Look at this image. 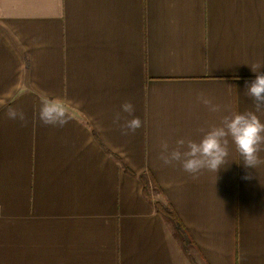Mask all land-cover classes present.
<instances>
[{
	"label": "crops",
	"instance_id": "obj_1",
	"mask_svg": "<svg viewBox=\"0 0 264 264\" xmlns=\"http://www.w3.org/2000/svg\"><path fill=\"white\" fill-rule=\"evenodd\" d=\"M252 68L264 0H0V264H264V164L245 168L231 139L218 173L158 158L255 111ZM49 99L65 127L40 123ZM125 101L143 124L128 135L112 122Z\"/></svg>",
	"mask_w": 264,
	"mask_h": 264
},
{
	"label": "clouds",
	"instance_id": "obj_2",
	"mask_svg": "<svg viewBox=\"0 0 264 264\" xmlns=\"http://www.w3.org/2000/svg\"><path fill=\"white\" fill-rule=\"evenodd\" d=\"M252 70L257 74L254 80L246 83V94L254 101L255 111L226 115L222 118L220 126L200 128L198 131L203 135L199 142L180 138L176 140L175 147H170L167 141H163L158 158L164 165L179 164L185 173L194 177L205 170L218 173L229 162L230 139L242 157L245 168H256L264 164V159L260 157V152L264 151V122H261L256 114L264 112V73L253 68ZM197 99L211 113L221 110L220 105L213 103L203 93ZM6 108L5 115L9 120L19 121L22 126L27 125L28 119L22 109L10 105ZM134 112V105L125 101L113 114L112 122L120 127L123 135L135 133L143 126L141 119L133 115ZM122 113H127L133 118L126 119L121 124L124 119ZM38 118L42 125L57 128L65 127L70 121L64 105L52 99L41 102ZM96 127L102 129L99 122Z\"/></svg>",
	"mask_w": 264,
	"mask_h": 264
},
{
	"label": "trees",
	"instance_id": "obj_3",
	"mask_svg": "<svg viewBox=\"0 0 264 264\" xmlns=\"http://www.w3.org/2000/svg\"><path fill=\"white\" fill-rule=\"evenodd\" d=\"M127 170H129V169L127 168ZM141 179H142V182H143L144 193L147 195L148 194V181L145 180L144 178H141ZM157 206H158V209L162 213H164L167 216L171 217L175 221V223H176V225H177V227H178L180 232L184 231L183 230V224L181 223L180 219L178 218V216L175 214V212L171 208H169V207H167V206H165L163 204H159V203L157 204ZM183 235L185 236V234H183ZM184 241L186 242L187 240L184 239Z\"/></svg>",
	"mask_w": 264,
	"mask_h": 264
}]
</instances>
